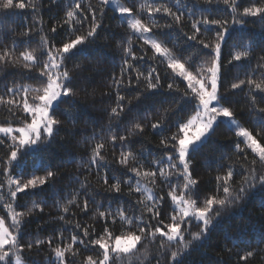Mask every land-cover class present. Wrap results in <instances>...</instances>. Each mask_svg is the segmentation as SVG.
<instances>
[{"label":"snow or ice","instance_id":"6c2138e0","mask_svg":"<svg viewBox=\"0 0 264 264\" xmlns=\"http://www.w3.org/2000/svg\"><path fill=\"white\" fill-rule=\"evenodd\" d=\"M199 2L200 0H196L197 4ZM203 3L208 6L213 3H222L234 15L231 22L226 17L216 19L204 16L202 12L198 19H193L191 34L185 33L187 40L195 41L202 45L203 49H208L206 53L202 50L198 51L195 57L191 54L187 57L178 55L177 52L183 49L176 44L175 40H173V48H169L166 41L158 38V34H167L165 29L171 30L174 26H181L184 13L181 11L178 15L170 7L158 4L155 0L139 5L141 13L144 11L148 13L149 22L147 23L140 16L133 15L132 9L123 6L120 0H97L96 5L89 3L86 9L83 0H72L69 8L65 11L62 23L68 25L71 33L80 32L77 25L83 27L87 23L86 32L75 34L74 38L70 35L59 46L51 44L47 37L41 36L38 48L26 49L19 52L18 55L14 51L15 46L13 49L6 47L0 50V66L21 67L29 74L26 76L25 73H21L22 78L35 79L38 82L36 87L16 84L13 87H8L4 95H0V106L6 108L12 117H16L18 111L26 114L24 122L19 127L0 124V145H5L7 148V152L4 154L6 158L0 159V164L4 165L0 169V175L5 177L3 181H0V189H3L7 184L8 194L12 200H15L17 193L44 186L56 176L53 171L46 170L44 176L33 175L24 180L22 172L15 177L12 176L8 166L13 165L14 162L17 166L20 165L25 153H38L51 143V138L61 123L60 120L54 118L52 113L60 103H68L76 95L74 87L70 86L74 80L72 73L82 70V66L77 64L70 71L65 66L66 61L76 55L86 54L85 50L94 43L97 31L102 25L106 7L114 6L113 10L121 14V23L126 21L129 34L128 46L123 48L124 59L120 74L119 76L113 74L112 77L116 104L108 113L107 131L113 134L108 137L107 143L115 146L119 141L122 149H128L121 151L118 163L127 169V173L121 172L120 176H127L128 173L132 175L126 179L113 176L114 183L111 185L108 184V177L105 176L103 183L106 190L115 193H121L122 185H125L129 196L139 194V199L135 202L139 214L136 211L128 214V210L123 206L118 207L115 212L111 209L101 211L102 205L97 206L94 218L105 221L111 219L113 224L119 223L121 226L119 234H115L105 227L103 233L93 239L87 227L81 229V225L76 223L74 231L81 230L82 237L74 234L65 241L62 233H58L55 238L36 239L34 242L29 241L27 244H23L20 235L22 219L33 209L39 208L40 205L33 203L32 207L26 208V211L17 212L13 204L5 199V194L0 192V202H3V207L8 213L7 218L11 220L10 224H6L7 218L0 217V264H24L25 248L30 251L34 246L39 248L45 243L51 249L54 257V260H50L49 264H117L118 261L125 259L128 264H134V261H139V264H152L153 259L156 260V264H160L161 258L167 259L168 264H183V256L188 254L194 246V242L202 241L227 210L239 205L258 187L260 190H264V143H261L252 132L240 125L235 117V112L221 103L224 97L220 94L223 68L222 45L231 36L230 28L237 24L247 23L245 17H259L264 20V2L258 0L257 3L244 7L241 11H238L240 5L237 0H203ZM28 7L36 9L34 3H28L26 0H0V13L8 14L13 10H23ZM175 7L180 11L179 0ZM207 10L205 9V11ZM157 13L170 17L171 22L161 26L154 18ZM187 14L189 18L195 16L192 8H187ZM201 25L204 26L205 32L210 30L211 26H215L214 40L206 42L200 38L203 35ZM31 31V28H27L23 35L28 36ZM51 31L53 33L57 31L56 25L52 27ZM133 37L142 41V45L151 50L152 55L147 57L148 59L166 64L171 73V81L179 78L184 83L183 92H181L178 83L169 82L167 84V90L170 93L180 94L179 99L174 97L172 103L179 105L183 102L192 106L191 114L186 119L178 120L173 124L175 131L160 140V145L167 151L166 160L154 158L150 162L151 168L144 167L145 153L143 151L139 154L133 153L127 143L131 137L143 133L144 125L134 118L126 133L119 136L114 133L113 128V121L119 122L126 113L132 112L133 108L146 101L162 87L161 78L156 68H150L145 74L133 63L146 58L145 56L137 57L133 52L130 47ZM200 56L205 58L197 62ZM230 57L228 64L239 70L242 65L234 62L249 60L251 58L250 46L242 42L234 44ZM41 58H43L42 63ZM33 69L37 70L38 75H31ZM132 73H135L134 80L131 78ZM126 75L129 77L127 84L124 79ZM246 77V79H237V82L231 83L230 88L236 90L247 86L249 105L255 109L257 98L254 93H264V55L258 58L256 68L250 69L246 73ZM141 84H143V88H141ZM133 87L137 89L133 97L128 98L122 94V89ZM256 111L264 114V108H259ZM175 112L174 109H164L157 122L151 125L152 129H159L163 132V121L169 117L170 113L175 115ZM65 115L67 119H73L71 112H67ZM137 116H139V112H137ZM29 117L30 119H28ZM261 120L264 121V117H261ZM221 124L227 125L229 131H233L235 136L240 138V142L235 145V151L243 154L241 166L245 168V175L240 183H235L232 164H219L214 190H210V194L201 199L199 182L193 178L189 157L199 151ZM260 134L257 133V135ZM97 135V133H93L91 139L96 140ZM4 138L10 140L11 143L6 144ZM105 144L103 136H100L98 142L91 147L87 161L89 170L93 166L97 169L106 167L105 158L102 155ZM249 152L252 155L251 160L248 158ZM221 159L229 158L222 156ZM237 159L240 160L241 157L238 156ZM130 162L134 163L130 165ZM80 164L81 162H78V166ZM222 168L227 170L221 173L219 169ZM115 171H119V169ZM133 177L136 179L135 184L132 183ZM172 177L176 178V183L172 182ZM158 180L168 187L167 197L156 195L155 189L158 187ZM79 182L81 190L90 183L87 177ZM78 196L79 192L71 194V198L66 200L65 205L57 204L62 213L59 220L71 223L66 220L65 214L70 211L69 206L80 207ZM84 196L85 200L81 211L87 213L89 210L87 191H84ZM168 201L171 203V214L166 222L162 218V206ZM40 210L43 209L40 208ZM193 221L198 229L196 232L191 231ZM54 240L61 243H56L53 247ZM259 243H264V234L258 241ZM77 245H82L83 251L95 252V255H87L82 260H78L82 255V250ZM149 245L155 246V253L149 251ZM242 251L243 254H239L238 259L245 264L257 254L256 250Z\"/></svg>","mask_w":264,"mask_h":264},{"label":"trees","instance_id":"16d2710c","mask_svg":"<svg viewBox=\"0 0 264 264\" xmlns=\"http://www.w3.org/2000/svg\"><path fill=\"white\" fill-rule=\"evenodd\" d=\"M26 2L34 3L36 9L33 10V8L28 7L23 10H13L8 14L0 13V50L6 47L13 49L15 46L14 51L18 55L19 52L26 49L38 48L41 36L47 37L51 44L59 46L70 35L74 38L75 34L86 32L88 29V24L85 23L83 27L77 25L80 32L71 33L68 25L62 23L65 11L69 8L72 0H26ZM146 2L151 3L152 0H120V3L132 9L133 15L140 16L147 23L149 22L147 11L141 13L139 10V5ZM155 2L170 7L178 15L181 11L184 13L181 26H174L171 30L165 29V33H167L165 35L158 34V38L166 41L169 48H173V40H175L176 44L183 49L177 54L183 57L190 54L195 57L197 52L201 50L205 53L208 52V49H203V46L195 41H188L185 35V33L191 34L192 21L198 19L201 12L210 18L226 17L230 22L234 15L222 3H213L208 6L203 3V0H200L199 4L196 3V0H179L181 9L178 11L175 7L177 0H155ZM237 2L240 5L238 11H241L244 7L257 3L258 0H237ZM260 2H264V0H260ZM89 3L96 5L97 0H83L85 9ZM187 8L193 9L194 17L189 18ZM205 9L208 10L205 11ZM105 13L94 43L87 47L86 54L76 55L66 61L65 66L70 71L77 64L82 66V70L72 73L74 80L70 86L74 87L76 95L68 103H60L52 113L54 118L60 120L61 123L51 138V143L38 153H25L20 165L17 166L14 162L13 165L8 166L12 176L15 177L22 172L24 180L33 175L44 176L46 170L56 173V176L49 180L46 185L17 193L15 200H12L8 194L7 184L3 189H0V192L5 194V199L13 204L17 212L26 211V208L32 207L33 203L40 205L39 208L33 209L30 214L25 215L22 219L20 235L23 244H27L29 241L34 242L36 239L55 238L58 233H62L65 241L74 234L82 237L81 230L74 231L76 223L81 225V229L87 227L93 239L102 234L105 227H108L115 234H119L121 232L119 223L113 224L111 219L105 221L94 218L98 205H102L101 211L111 209L115 212L118 207L123 206L128 210V214H132L133 211L139 214L135 205L136 200L139 199L138 193L129 196L125 185H122L123 191L121 193H115L106 190L103 183L105 176L108 177V184L111 185L114 183L113 176L126 179L132 175L128 173L127 176H120L121 172L127 173V169L121 166L118 160L121 151L128 149H122L119 141L115 146L107 143L108 137L113 134L107 131L108 113L116 104L112 77L113 74L117 76L120 74L124 59L123 48L128 46L129 30L127 23H121L120 16L113 9L107 6ZM154 18L161 26L171 22V18L162 13L155 14ZM244 19L247 23L237 24L230 28L231 36L222 45L223 68L220 94L224 99L221 103L235 112V117L242 127L248 129L261 143H264V131H262L264 121L261 120L264 114L256 111L259 108H264V99H262L264 93H254L257 103L253 109L249 105L247 86H242L241 89L236 90L230 88L231 83L237 82V79H246V73L250 69L256 68L258 58L264 55V20L259 17H245ZM54 25L57 27L55 33L51 31ZM200 27L203 33L201 39L206 42L214 40L215 26H211L207 32H205L203 25ZM27 28H31L32 31L28 36H24L23 32ZM240 42L250 46L251 58L234 62L242 65L237 70L236 67L228 64V60L231 58L230 53L233 51V45ZM130 47L137 57H146L144 60L133 62L136 67L145 74L150 68H156L161 78L162 87L146 101L133 108L132 112L126 113L119 122L113 121V128L114 133L119 136L126 133L134 118L144 125L143 133L131 137L127 143L133 153L139 154L141 151L145 153L144 167L151 168L150 162L154 158L166 160L167 151L160 145V140L162 137L170 136L175 131V127L172 125L178 120L186 119L191 114L192 106L183 102L179 105L172 103L173 98L179 99L180 94L170 93L167 90V84L169 82L178 83L181 92H183L185 85L179 78L171 81V73L166 64L147 58L151 57L152 52L142 45V41L133 37ZM204 58L200 56L197 62ZM42 61L43 58H41V63ZM21 73H25L26 76L29 75L25 69L18 66H0V95H4L8 87H13L16 84L37 86V80L22 78ZM31 75H38L37 70L33 69ZM131 78L135 79V73H132ZM256 78H259L258 75ZM124 79L125 84H127L129 77L126 75ZM141 88H143V84H141ZM136 91L137 89L134 87L121 90L122 94L128 98L133 97ZM164 109L176 110L175 115L170 113L169 117L163 121V132L159 129L153 130L151 125L157 122ZM67 112H71L73 119L66 118ZM137 112H139V116H137ZM25 116L26 114L22 111H18L16 117H12L6 108L0 106V124L4 126L9 124L21 126ZM93 133L98 134L96 140L91 139ZM257 133L261 134L257 135ZM100 136H103L106 142L105 149L102 150L106 167L97 169L93 166L89 170L87 161L90 156V149L98 142ZM4 139L6 144L11 143L7 138ZM238 142H240V138H237L233 131H229L227 125L221 124L199 151L189 157L193 178L199 182L198 188L201 199L210 194V190H214L219 164H232L234 182L240 183L242 181L245 168L241 166L243 154L235 151V145ZM6 152L5 145H0V159L6 158L4 155ZM222 156L229 159L222 160ZM238 156L241 157L240 160L237 159ZM248 158L249 160L252 159L250 152ZM78 162H81L80 166H78ZM131 163L134 162H130V165ZM3 167L4 165L0 164V169ZM116 169L119 171H115ZM226 170V168H222L219 169V172L222 173ZM86 177L90 183L81 190L79 181H83ZM4 179L5 177L0 175V181ZM135 182L136 179L133 177L132 183L135 184ZM172 182H177L175 177H172ZM149 186L151 187V185ZM84 191L88 192L89 210L87 213L81 211L85 200ZM168 191V187L158 180V187L155 189L156 195L167 197ZM77 192H79L78 203L80 207L69 206L70 211L65 214L66 220L71 221V223L59 220L62 213L57 204L65 205L66 200L71 198V194ZM40 208L43 210L41 211ZM162 213V218L167 222V218L171 214L170 201L162 206ZM0 217H8L3 202H0ZM10 223V218H7L6 224ZM153 224L155 225V222ZM191 231H198L195 221L192 222ZM262 234H264V190H260L258 187L239 205L227 210L202 241L194 242V246L188 254L183 256V264H245L238 259V255L243 254L242 250H256L257 252L246 264H264V243L258 244ZM56 243L61 242L54 240L53 247ZM77 247L82 250V255L78 260H82L87 255H95L93 251H83L82 245H77ZM155 250V246L149 245L151 253H155ZM23 257L26 264H49L50 260H54L53 253L47 243L39 248L34 246L30 251L25 248ZM117 264H128V261L125 259L118 261ZM134 264H139V261H134ZM152 264H156L155 259L152 260ZM160 264H168L167 259L161 258Z\"/></svg>","mask_w":264,"mask_h":264},{"label":"rangeland","instance_id":"374dc122","mask_svg":"<svg viewBox=\"0 0 264 264\" xmlns=\"http://www.w3.org/2000/svg\"><path fill=\"white\" fill-rule=\"evenodd\" d=\"M122 4V3H121ZM123 5V4H122ZM124 6V5H123ZM108 7H110L111 9H113V7L114 6H112V5H109ZM119 16H120V18H121V14L118 12V11H115ZM122 19V18H121ZM126 22V21H125ZM13 127H19V126H13ZM11 142V141H10ZM24 264H26V263H24Z\"/></svg>","mask_w":264,"mask_h":264}]
</instances>
